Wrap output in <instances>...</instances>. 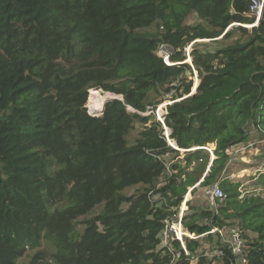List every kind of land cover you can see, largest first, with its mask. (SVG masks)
<instances>
[{"label": "trees", "instance_id": "obj_1", "mask_svg": "<svg viewBox=\"0 0 264 264\" xmlns=\"http://www.w3.org/2000/svg\"><path fill=\"white\" fill-rule=\"evenodd\" d=\"M250 4L0 0V264H191L178 240L162 245L165 219L190 188L216 183L226 194L217 211L192 206L183 226H237L244 254L220 238L210 250L222 254L199 252L212 234L185 237L187 250L196 264H264V194L227 174V149L264 129V10L246 27ZM192 13L198 23H186ZM236 33L219 49L195 46ZM160 43L173 49L169 65ZM93 88L121 98L93 115ZM162 95L177 148L155 115Z\"/></svg>", "mask_w": 264, "mask_h": 264}, {"label": "built area", "instance_id": "obj_2", "mask_svg": "<svg viewBox=\"0 0 264 264\" xmlns=\"http://www.w3.org/2000/svg\"><path fill=\"white\" fill-rule=\"evenodd\" d=\"M263 10H264V0H251V4L249 6V13L250 15L255 16L256 20L252 24H245V25L252 27L258 24ZM192 45L193 43L189 44L186 47V49L191 48ZM187 52H188L189 59H190V50H187ZM156 53L158 56H160L163 59V61L166 64L168 65L171 64V55L173 53V49L171 46H169L166 43H160L159 46L157 47ZM196 76H197V73H196ZM197 81H198V77H197ZM165 106H167L166 103L160 104L157 110V114H156V111H155V114L157 116V119L165 126L166 139L174 147L175 144L169 138L170 132L168 133L169 129L166 127L165 122H164L163 115L166 111L165 110L163 111L164 109L163 107ZM159 109H161L162 111L161 113L159 112ZM204 147L208 149L211 152L212 157H214L213 147L211 145L204 146ZM263 149H264V129H262V135L250 136L249 138L227 149V152L230 155L228 166L232 165L234 162V159H238V156H240L241 154H244L249 151H253V152L256 151L257 152L256 154H258V152H260ZM232 176L233 175H228V178H231ZM190 190H192V188H190ZM206 194L216 201L214 202L215 205L213 208L215 211H217V208H218L217 202H222L226 198V194L223 188L218 183L208 188L206 190ZM185 206H186V201L184 202L183 205L181 204V211L179 212L178 210L179 213L176 212V214H172L171 216L165 219V226L161 232L163 246H168L170 250H174L175 247L173 246L172 241L178 240L184 249L185 255L190 256V263L196 264L198 261V256L196 254L191 255V253H189V251L186 248L185 237L197 239L207 234H212V235H216L217 239L220 238L223 242L229 244L234 254L236 255L244 254V240L237 226H231L228 228L226 227L221 228V227L216 226V227H213L210 231H207L206 233L200 234V235H197L196 233H192L190 231L188 232L183 226V222H182L183 221L182 209H185ZM214 253L218 255L222 254L221 250H219L218 248L214 251Z\"/></svg>", "mask_w": 264, "mask_h": 264}, {"label": "rangeland", "instance_id": "obj_3", "mask_svg": "<svg viewBox=\"0 0 264 264\" xmlns=\"http://www.w3.org/2000/svg\"><path fill=\"white\" fill-rule=\"evenodd\" d=\"M200 21V19L197 17L196 13H192L186 20V23H189V24H195V23H198ZM238 25V23H237ZM235 26V25H234ZM244 26L246 27H249L251 28V26H247L244 24ZM142 30H145V29H142ZM148 30H154V28L152 29H148ZM239 37V34L236 33V35L234 37H232L231 39H227V40H216V41H210V40H200V41H197L195 43V46L200 48V49H219L220 47L223 46L224 43H229V42H233L234 39L238 38ZM192 47L191 48H187L186 49V59H185V62H188V63H191L192 62V56L190 55V59L191 61L189 60V55H188V52L187 50H190L191 51ZM194 68V67H193ZM194 74L191 75V72L188 73L189 76H192V78L194 79V82H193V87H192V91H194V89L196 88V86L198 85L199 83V80L197 81V76H196V73H197V70H193ZM192 94V92H191ZM89 96H90V100H89V97H88V101H87V109L89 111V113L93 114L94 112L91 111V108L89 106L91 100L94 98H102L104 99L105 96H106V100H110L112 99V95L111 93L109 92H104L102 91L101 89H96V88H93L89 91ZM156 97V95H154ZM188 96V95H186ZM185 96V97H186ZM154 97V98H155ZM183 97V98H185ZM162 98V103H170L172 102L171 101V97L169 95H162V96H159L157 99H161ZM106 101V102H107ZM157 105L155 111H156V114H157V110L159 108V105ZM166 107H163V111L165 110L166 111ZM149 108H152V107H149ZM150 111H148L147 113H149ZM159 112L161 113V109H159ZM146 114V112H145ZM155 114V115H156ZM93 115H99L97 113H94ZM157 118V116H156ZM142 128V125L139 123V122H136L135 124V128L133 129V131L131 132L130 136H129V140L130 142H134L135 138L138 136V133L140 132ZM166 131V130H165ZM183 151V150H182ZM257 152L256 151H249V152H246L244 154H241L240 156H238L239 159H234V162H233V165H230L231 167H229V172L228 173H235V176L234 178L237 179V180H240L242 185H241V191L242 192H248L250 190H253L254 188H257L258 190L256 191L257 193H262L264 194V186L259 184L256 186V183H257V178L260 176V173L261 171H264V149L261 150L258 154H256ZM234 163H237L238 165L234 164ZM246 169V173L243 174V175H239V172H241L242 170ZM242 176V177H241ZM241 177V178H239ZM239 181V182H240ZM210 188V187H204V188H198L197 191L194 193V194H190L187 193L184 197V201L182 203V205L184 204V202L186 201V206H185V209H182V214L183 216L184 215H191L195 209H192L191 207L194 206L196 208L197 211H200L201 209H213L214 208V202H216L213 198H211L210 196H208L206 194V190ZM134 189H128L126 190L125 192L126 193H132ZM188 199V200H187ZM189 201V204H187ZM181 211V206L179 208V212ZM97 212V211H96ZM178 212V213H179ZM202 222H204V220H202ZM186 229V228H185ZM188 232L189 230L186 229ZM216 240H217V236L216 235H213L211 238H210V241L208 239H204L203 240V246L201 247V249H199V252L201 250H206V251H209V255L213 254L215 250H210L212 249V247H214V244L216 243ZM28 258H24L22 261L23 262H26Z\"/></svg>", "mask_w": 264, "mask_h": 264}, {"label": "bare ground", "instance_id": "obj_4", "mask_svg": "<svg viewBox=\"0 0 264 264\" xmlns=\"http://www.w3.org/2000/svg\"><path fill=\"white\" fill-rule=\"evenodd\" d=\"M191 61V59H189ZM106 101V96L104 99L98 97L96 99H92L89 106L91 108V111H93L94 113H97V114H100L102 108H103V104L105 103ZM93 113V114H94Z\"/></svg>", "mask_w": 264, "mask_h": 264}, {"label": "crops", "instance_id": "obj_5", "mask_svg": "<svg viewBox=\"0 0 264 264\" xmlns=\"http://www.w3.org/2000/svg\"><path fill=\"white\" fill-rule=\"evenodd\" d=\"M259 153V152H258ZM239 159V158H238ZM234 164H236V165H238L237 163H234ZM233 165V164H232ZM239 166V165H238ZM229 167H231V166H229ZM228 167V168H229ZM228 172H229V169H228ZM247 171H246V169H244V170H242L241 172H239V175H243V174H245ZM228 175H233L231 178H229V180H232V181H240V180H237V179H235L234 178V176H235V173L233 174V173H227ZM242 177V176H241ZM241 177H239V178H241ZM241 182V181H240ZM241 185H242V183H241ZM188 193H189V195L190 194H192L191 193V190L189 189V191H188Z\"/></svg>", "mask_w": 264, "mask_h": 264}, {"label": "water", "instance_id": "obj_6", "mask_svg": "<svg viewBox=\"0 0 264 264\" xmlns=\"http://www.w3.org/2000/svg\"><path fill=\"white\" fill-rule=\"evenodd\" d=\"M260 20V19H259ZM233 25H237V23H234ZM198 86V85H197ZM197 86H196V88L194 89V91H192V94H194L195 92H196V90H197ZM110 93V92H109ZM111 95H112V98H121V96H119V95H116V94H114V93H111ZM107 101V100H106ZM106 101H105V103H106ZM105 103L103 104V108H102V110H101V112L100 113H103V110H104V107H105ZM170 132V130L168 131V133ZM175 148H177L176 146H174ZM213 158L214 157H212V160H213ZM209 169V168H208ZM206 175V174H205ZM204 175V176H205ZM203 180V178L201 179V181ZM197 185H199V183L197 184Z\"/></svg>", "mask_w": 264, "mask_h": 264}]
</instances>
